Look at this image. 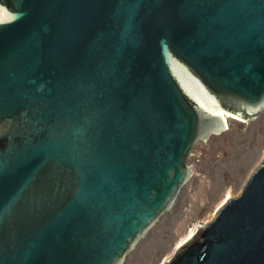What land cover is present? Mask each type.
<instances>
[{
  "label": "water",
  "instance_id": "obj_1",
  "mask_svg": "<svg viewBox=\"0 0 264 264\" xmlns=\"http://www.w3.org/2000/svg\"><path fill=\"white\" fill-rule=\"evenodd\" d=\"M0 18V264H125L221 109L264 113V0H0ZM164 264H264V158Z\"/></svg>",
  "mask_w": 264,
  "mask_h": 264
},
{
  "label": "rangeland",
  "instance_id": "obj_2",
  "mask_svg": "<svg viewBox=\"0 0 264 264\" xmlns=\"http://www.w3.org/2000/svg\"><path fill=\"white\" fill-rule=\"evenodd\" d=\"M199 141L188 158L193 172L174 207L129 254L125 264H164L195 225L205 226L230 194L238 196L264 158V113Z\"/></svg>",
  "mask_w": 264,
  "mask_h": 264
},
{
  "label": "bare ground",
  "instance_id": "obj_3",
  "mask_svg": "<svg viewBox=\"0 0 264 264\" xmlns=\"http://www.w3.org/2000/svg\"><path fill=\"white\" fill-rule=\"evenodd\" d=\"M221 112H222V115H223V117H224V119H225V122H226V125H227V128H225L226 130H228V129H230V120H238V121H241V122H247V120L246 119H243V118H241V117H239V116H236V115H234V114H232V113H230V112H228L227 110H225V109H221ZM226 130H224L223 132H225ZM230 194L228 195V197L225 199V201L223 202V204L230 198ZM222 204V205H223ZM221 208V207H220ZM219 208V209H220ZM198 226H200V225H195L193 228H191V230L185 235V236H183L182 238H181V240H179L178 242H177V245H176V247H175V250L178 248V246L189 236V235H191L193 232H194V230L198 227ZM202 227V226H201ZM165 263V262H164Z\"/></svg>",
  "mask_w": 264,
  "mask_h": 264
},
{
  "label": "snow or ice",
  "instance_id": "obj_4",
  "mask_svg": "<svg viewBox=\"0 0 264 264\" xmlns=\"http://www.w3.org/2000/svg\"><path fill=\"white\" fill-rule=\"evenodd\" d=\"M11 19H15V17L13 16V17H11ZM5 21L2 19V18H0V23H4Z\"/></svg>",
  "mask_w": 264,
  "mask_h": 264
}]
</instances>
